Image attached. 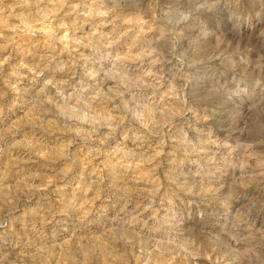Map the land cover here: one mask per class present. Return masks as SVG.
Segmentation results:
<instances>
[{"label":"rangeland","instance_id":"rangeland-1","mask_svg":"<svg viewBox=\"0 0 264 264\" xmlns=\"http://www.w3.org/2000/svg\"><path fill=\"white\" fill-rule=\"evenodd\" d=\"M0 264H264V0H0Z\"/></svg>","mask_w":264,"mask_h":264}]
</instances>
